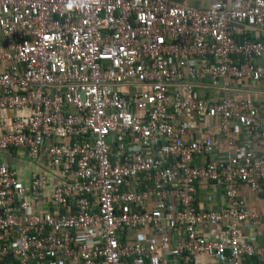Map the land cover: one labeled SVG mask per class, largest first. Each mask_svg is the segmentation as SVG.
Returning a JSON list of instances; mask_svg holds the SVG:
<instances>
[{
  "label": "built area",
  "instance_id": "1",
  "mask_svg": "<svg viewBox=\"0 0 264 264\" xmlns=\"http://www.w3.org/2000/svg\"><path fill=\"white\" fill-rule=\"evenodd\" d=\"M241 79L264 80V0H0V264H264L246 237L264 210L239 195L264 197L252 148L264 102L196 92ZM5 111L29 118L8 125ZM194 118L219 121L225 160L195 166L213 142L185 140ZM11 149L44 153L28 187L4 160ZM202 184L222 189L219 212L197 209ZM205 226L226 237L208 241Z\"/></svg>",
  "mask_w": 264,
  "mask_h": 264
},
{
  "label": "crops",
  "instance_id": "2",
  "mask_svg": "<svg viewBox=\"0 0 264 264\" xmlns=\"http://www.w3.org/2000/svg\"><path fill=\"white\" fill-rule=\"evenodd\" d=\"M171 2L180 5L188 6L200 9H207L212 6L215 0H170ZM207 84L200 88L202 84H198L196 92L204 97L211 99H220L222 97H228L236 101L240 100H253L254 102H264V80L257 83H252L248 79H241L233 81L229 86V89L225 92H221L218 88L214 87L212 82H206ZM210 83V84H209ZM204 84V83H203ZM127 90V89H125ZM23 116L29 118L27 111H5L3 112L4 119L7 124H11L16 116ZM187 135L185 140L188 141H202L205 139H211L213 142V152L207 158L196 159L194 164L197 167H202L206 163H220L226 159L228 153L227 144L224 142L221 127L218 120L197 119L187 120ZM7 125L5 130H10V126ZM4 129L0 128V133ZM232 139L234 141L233 151L236 155L242 154L243 144L247 142V138L238 125H234L231 132ZM252 148L259 157L264 158V139L255 140L252 142ZM4 160L6 164L13 168L18 175V179L28 187L32 179L45 172V158L44 153L36 159L32 160L28 154L24 151L11 149L4 153ZM49 194V191L47 192ZM239 195L243 198L247 207L251 211L261 213L264 210V197L253 194L250 192L246 185H241ZM209 198V200H208ZM196 207L199 211H214L219 212L224 207V196L222 189L210 185L202 184L197 187L196 192ZM253 229V230H252ZM246 229V237L256 240V245L260 249H264V226L259 228ZM205 238L208 241H219L226 237L225 229L223 228H211L204 227L202 229ZM158 235L151 230H136L131 232V239L146 241L147 239L159 240ZM259 255V254H258ZM263 256L257 257L258 261H261ZM195 264H211L212 261L207 257H200L195 260Z\"/></svg>",
  "mask_w": 264,
  "mask_h": 264
},
{
  "label": "trees",
  "instance_id": "3",
  "mask_svg": "<svg viewBox=\"0 0 264 264\" xmlns=\"http://www.w3.org/2000/svg\"><path fill=\"white\" fill-rule=\"evenodd\" d=\"M253 262H256L255 264H259V261L257 259L253 260Z\"/></svg>",
  "mask_w": 264,
  "mask_h": 264
}]
</instances>
